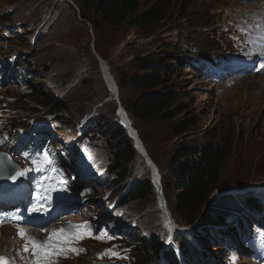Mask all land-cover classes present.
<instances>
[{"label": "rangeland", "instance_id": "1", "mask_svg": "<svg viewBox=\"0 0 264 264\" xmlns=\"http://www.w3.org/2000/svg\"><path fill=\"white\" fill-rule=\"evenodd\" d=\"M167 2L171 19L152 35L133 30L126 22L100 32L95 44L92 24L77 25L62 0H0V151L10 153L27 173L25 186L17 194L32 189L64 209V217L42 229H24L25 234L36 230L29 231L30 237L40 242L59 229L75 236L76 229L64 224H87L91 232L71 241V247L81 246L82 253L57 254L68 258L52 264H144L138 261L140 249L153 241L162 247L155 264H264V76L257 74L262 61L254 69H245L247 63L264 57V5L256 0ZM246 2L256 9H241ZM150 5L145 4L138 15ZM247 18L261 21L253 24L251 35L243 34ZM78 20L83 23L80 17ZM204 46H211L210 53H204ZM170 48H183L181 59L197 63V70L184 61L181 67L176 66L173 81V90L183 95L182 101L197 123L184 136H178L169 124L163 131L150 132L154 137L166 134L165 141L157 142L151 150L163 175L165 194L162 189L160 195L164 205L160 206L157 192L124 205L123 195L144 171L138 167L131 178L110 173L106 146L115 131L118 107L113 105L116 101L107 102L111 94L96 54L107 64L118 87L122 69L137 72L133 66L136 56H156ZM209 54L217 62H228L227 66L214 67L204 57ZM25 56L33 59L30 69L39 74L44 96L28 95L26 66L20 64ZM101 78L109 92L105 99ZM118 92L120 101L119 87ZM138 95L133 90L126 92L130 110ZM54 103L59 106L53 107ZM63 114L75 133L62 134L63 125L54 120ZM41 128L48 133L43 147L34 133ZM211 135L217 141L233 138L232 155L203 218L195 227L183 226L173 217L181 219L175 206L176 189L167 172L179 145L205 147ZM47 145H52L59 159L40 163L47 169L44 172L32 160L42 155ZM43 159L41 156L38 161ZM22 207L11 209L23 219ZM109 213L114 222L108 223ZM77 219L81 222L71 223ZM177 230L183 231L173 235ZM25 239L18 235L17 227H0V253L15 256L18 264H32L34 257L24 251ZM109 249L118 255L107 254Z\"/></svg>", "mask_w": 264, "mask_h": 264}, {"label": "trees", "instance_id": "2", "mask_svg": "<svg viewBox=\"0 0 264 264\" xmlns=\"http://www.w3.org/2000/svg\"><path fill=\"white\" fill-rule=\"evenodd\" d=\"M62 1L64 6L69 8V11L73 14L72 19L77 25L92 24L95 44H97V36L100 32L108 29H117L126 22L129 23L133 30L141 31L146 36H150L158 27L166 24L171 19V6L167 0H71V3L67 0ZM149 3H151L149 9L144 11L142 15H138L142 7ZM78 17L83 20V23L78 20ZM204 47L208 50L211 46ZM184 53L183 48H170V50H165L156 56H136L133 66L137 72L131 73L129 69H122L118 80L120 101L127 109L128 112L126 114L129 113L127 116H129L132 126L138 132L148 155L159 169L158 174L159 172L161 174H159L160 183L162 182L164 194L163 175L159 165L152 158L153 152L151 150L156 147L157 142L165 141L166 134L164 131L162 132L163 134L158 135L160 137H154L150 132L156 131V129L163 131L165 129L163 126H168L169 124L168 127L172 128L178 136H184L192 131L197 123L196 117L192 115L189 106L182 101L183 95L173 90L175 85L173 81L177 74L176 66L179 68V65L180 67L183 65V61L186 62L185 59H181ZM23 59L20 64L26 66L24 81L28 84L31 98L38 94L44 96L43 85L39 83V74L37 75L35 70L30 69L33 59H27V56ZM66 69L71 71L69 66ZM108 72L113 78L109 67ZM101 83L105 90L102 99H105V97H109V92L105 88L102 78ZM129 90L139 93L131 110L125 97L126 92ZM111 97L113 98L112 94ZM46 99L48 100L47 96ZM113 105L117 107L116 103ZM57 106L59 104H53V107ZM62 109H59V111H62ZM179 118L180 120L176 124H170ZM54 121L63 125V128H61L63 130L62 134L71 135L75 133L74 125L70 123L64 114L59 118L57 117ZM121 123L123 125L122 121ZM114 126L115 131L109 137L106 146L109 149L112 164L110 173L120 175V177L123 176L124 178H131L138 167H141L144 171L143 176L134 178L131 190L124 197L125 200L122 201L123 204L141 202L147 195L154 194L155 196V187L150 178V170L144 159L134 148V144L126 130L119 124V119L116 118ZM35 133L40 137V146L43 147L48 133L44 129ZM112 137L114 138L112 139ZM15 138L18 139V136ZM35 141L34 139L33 142L35 143ZM34 143L32 146H34ZM52 144L55 147L59 145ZM19 145L22 146V142ZM233 146V138H223L221 141H217L214 135L210 136V142L205 147L200 146V148L189 143L178 146L167 172L176 189L175 206L177 213L181 217L179 220L173 214L176 222L183 226L195 227L200 219L203 218L205 206L218 189L222 171L232 155ZM44 151L51 153L54 157H58L55 152L50 150V147ZM136 165L138 166L136 167ZM208 230L205 229V231ZM238 233L241 234L242 231L239 230ZM161 249V244L153 241L149 246H144L140 249L141 254H139L140 260L138 261L144 264H155Z\"/></svg>", "mask_w": 264, "mask_h": 264}, {"label": "snow or ice", "instance_id": "3", "mask_svg": "<svg viewBox=\"0 0 264 264\" xmlns=\"http://www.w3.org/2000/svg\"><path fill=\"white\" fill-rule=\"evenodd\" d=\"M261 68H264V65H261ZM2 142L3 140H0V143ZM43 156H44L43 161H33V164L36 165L37 168H39L40 163L42 162L51 163V161L48 159L47 152H45ZM23 175L24 172L17 170L15 175L9 178L15 181L18 176H23ZM44 199L46 200L47 197H45ZM41 210H42L41 208H36V207L33 208V212H37ZM72 227L76 229L75 236L66 233L64 229H59L56 232L49 235V237L43 242H40L35 238H31V237L27 238L26 243L24 245V251L30 252V254L34 257L32 264H52V257L57 254H64L67 251H73V252L84 251L83 249H77L71 247V241L73 238L82 239L85 234L91 235L89 226L85 224V225H73ZM18 235L20 237H25V230L23 228H19ZM97 238L99 239L102 237H97ZM108 239H112V237H108ZM106 251L107 254L111 256L118 255L117 253L113 252L111 249ZM0 264H9V261L6 260L4 256H0Z\"/></svg>", "mask_w": 264, "mask_h": 264}, {"label": "bare ground", "instance_id": "4", "mask_svg": "<svg viewBox=\"0 0 264 264\" xmlns=\"http://www.w3.org/2000/svg\"><path fill=\"white\" fill-rule=\"evenodd\" d=\"M256 1H259L260 2V5H264V0H256ZM250 7H254L253 6V3H250V2H246V6L242 7L241 9H245L247 11H250L252 9H256V8H250ZM258 8V7H257ZM261 21L258 20V19H255V21L253 22L251 19L247 18L245 23H244V26L245 28L243 29V34L245 35H251L252 33V30H253V24L254 23H260ZM218 43V42H216ZM263 46H264V42H263ZM264 58V57H263ZM263 58H256L254 60H252L249 65L250 67H253L255 62L258 61V60H261ZM101 59V58H100ZM102 60V59H101ZM100 63V61H99ZM107 64H105L103 61H102V66L104 68V75H105V84H107V87H108V90L109 92L112 94L113 98L111 97V100L113 101H116V97H117V85L115 83V81L113 80V78L110 76L109 72H108V66H106ZM100 66H101V63H100ZM249 67V68H250ZM260 75L263 74L262 76H264V69L260 71L259 73ZM262 76H259V77H262ZM257 77V78H259ZM264 90V89H263ZM119 95V94H118ZM128 114V113H127ZM126 112H123V110L121 109H117V116L119 118V121L123 122V125H121L127 132L128 136H130L132 142L134 145L138 144V147L141 145V138L138 134V132L135 130V128L132 126H129V123L127 122V119L131 122L129 116H127ZM42 129H45V128H41V129H37V132H40V130ZM141 141V142H140ZM138 149V148H137ZM81 164V163H80ZM153 177H154V183L156 184V186L158 187V189L161 188V183H160V176L159 174L157 175L155 172L153 173ZM160 183V185H159ZM160 187V188H159ZM263 188V187H262ZM159 203L162 204V206L164 205V200L162 198L161 195H159ZM64 221V220H62ZM81 222V219H77V221H71V223H80ZM170 224V228L172 231H175L174 230V227H173V223H169ZM65 226H73L75 224H64ZM218 230V229H217ZM180 231H183V230H180ZM185 231V230H184ZM44 232H47V230H44ZM39 241V239H36ZM26 243V240L23 242V246L25 245ZM30 247V246H29ZM78 249H81V246L78 247ZM80 253H82V251H79ZM30 253V252H29ZM0 256H4L6 258V260L9 261V264H18L17 263V259L15 256L13 255H8V253H0ZM73 255H71V258L75 259L77 257H72ZM63 258H68V257H60V256H53L52 257V263L56 262V261H61Z\"/></svg>", "mask_w": 264, "mask_h": 264}, {"label": "water", "instance_id": "5", "mask_svg": "<svg viewBox=\"0 0 264 264\" xmlns=\"http://www.w3.org/2000/svg\"><path fill=\"white\" fill-rule=\"evenodd\" d=\"M92 49H93V52L95 53L94 46L92 47ZM96 57H97L98 61H100V63H101V69L103 72V77L105 78L104 68L102 66V60L100 59V57L97 54H96ZM118 94H119V92H118V88H117V97H116L117 107H118V109L123 110V112H126L125 109H123V107L119 101V95ZM108 101H112L111 97L108 98L107 102ZM127 122L129 123V126H131V122L128 119H127ZM120 124L122 125L121 122H120ZM136 148H138V150H140V152L143 153V156H144L146 162L151 166V168L154 169L155 166H154L153 162L151 161V159L149 158L148 154L146 153V150H145L143 143L141 142V145L139 147H138V144H136ZM17 170L21 171L19 169L18 165L14 163L13 159L11 157H9V155L7 153L0 152V192L12 191L19 184H21L22 176H18L15 181H13L12 179L9 178V177L15 175ZM1 186H4V187H1ZM97 264H99V263H97ZM102 264H107V263H102Z\"/></svg>", "mask_w": 264, "mask_h": 264}]
</instances>
